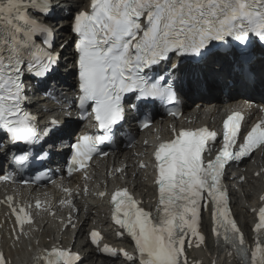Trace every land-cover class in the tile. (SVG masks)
<instances>
[{"label":"snow or ice","instance_id":"1","mask_svg":"<svg viewBox=\"0 0 264 264\" xmlns=\"http://www.w3.org/2000/svg\"><path fill=\"white\" fill-rule=\"evenodd\" d=\"M52 7L51 0H0V145H5L4 137L6 144L34 145L54 135L59 127V121L52 118L41 131L39 118L25 108L26 78H46L60 56L53 51V29L29 10L47 16ZM71 27L76 36L79 106L86 111L91 103L103 130L100 135L83 134L72 144L71 167L83 168L99 152V145L111 140L112 127L124 119L127 94L135 95L137 101L176 99L173 73L178 65L172 64L164 74L153 73L171 55L202 61L219 55L249 56L253 38L264 48V0H90L74 14ZM243 119L239 111L226 115L222 145L211 159H205V153H211L210 145L218 133L207 126L180 129L172 139L159 143L153 152L156 208L141 207L126 187L116 188L110 195L112 220L122 230L119 235L127 234L134 242L137 255L122 249L118 252L108 244L100 250L112 256L122 254L133 264L137 260L138 264H187L186 242L191 237L206 240L199 227L202 208L210 203L212 230L221 248L230 246L240 264H264V206L258 209L253 229L257 235L249 250L222 184L230 161L264 147V120L253 125L238 144ZM28 158V152L15 157L18 162ZM146 166L141 162L140 167ZM36 206H41L39 201ZM12 211L23 231V225L31 223V215L25 207ZM99 237L96 230L89 233L97 247ZM79 258L70 249L54 245L41 252L38 260L39 264H75ZM0 264H8L3 252Z\"/></svg>","mask_w":264,"mask_h":264},{"label":"bare ground","instance_id":"2","mask_svg":"<svg viewBox=\"0 0 264 264\" xmlns=\"http://www.w3.org/2000/svg\"><path fill=\"white\" fill-rule=\"evenodd\" d=\"M64 1H67V0H64ZM82 0H74V5L75 4H77V3H79V2H81ZM54 6H57V5H59V4H56V3H54L53 4ZM61 14V13H60ZM55 25H57V22L55 23ZM68 28L69 27H62V30H60V31H65V30H68ZM67 35H65L64 34V37H66ZM261 67H262V69H263V72H262V74L264 73V62L262 63V65H261ZM206 68H208V67H206ZM225 73V68H222V69H220V70H218V71H216V75L218 76V75H222V74H224ZM202 76L204 77V79L206 80V81H209V79L211 78V76L208 74V73H202ZM264 76H262L261 75V78H260V80H259V83H255V85H253V87H252V89L250 90V89H247L246 91H250V92H248L249 94H253V93H255V92H260L261 91V89H262V87L260 86V85H262V84H264ZM209 88L210 89H212V90H210V91H215V89H216V84L215 83H210L209 84ZM217 98L218 97H215L214 99H215V102L217 101ZM214 101V100H213ZM197 104H196V106H195V108L192 110V111H190V110H185V112L186 111H188L189 113H191V114H193L194 112H196L197 110H199V109H203V108H205V107H207V108H213V111H212V114H211V116H213V117H216V116H218L220 113H221V109L222 108H220V105H218V104H215V105H206L205 103H203V102H196ZM203 104H205V106L203 107ZM196 108H199V109H196ZM201 114H203V110H201V112H200ZM142 140H144V138L142 139ZM134 149H132V150H129V151H124L123 152V155H121L120 153L119 154H115L114 156H111L110 157V159L111 158H113L114 160H115V164H113V167L114 168H117V165L118 164H120L121 163V161H123V159H125V158H130L131 157V155H132V151H133ZM134 152H136L135 150H134ZM256 161L259 163V166H264V164H262V163H264V153H262L261 155H257V158H256ZM106 170H108L107 168H106ZM96 171H100V170H96ZM3 173V172H2ZM92 180L94 179V178H96V176H94V175H92L91 173H89V175H88ZM141 188H146V186H142ZM250 194L249 193H247V196H249ZM249 200V202H251L253 199H252V197L251 198H249L248 199ZM93 202H96V201H93ZM84 221H86V218L84 219ZM50 235V233L48 234V235H45V236H43V238H45L46 236H49ZM40 245H45V243L43 242V241H41L40 243H39Z\"/></svg>","mask_w":264,"mask_h":264},{"label":"rangeland","instance_id":"3","mask_svg":"<svg viewBox=\"0 0 264 264\" xmlns=\"http://www.w3.org/2000/svg\"><path fill=\"white\" fill-rule=\"evenodd\" d=\"M133 152V151H132Z\"/></svg>","mask_w":264,"mask_h":264}]
</instances>
